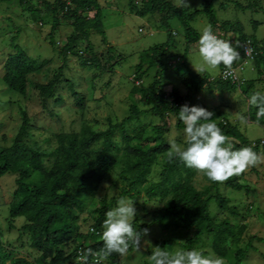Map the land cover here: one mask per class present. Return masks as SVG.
<instances>
[{"label":"trees","instance_id":"1","mask_svg":"<svg viewBox=\"0 0 264 264\" xmlns=\"http://www.w3.org/2000/svg\"><path fill=\"white\" fill-rule=\"evenodd\" d=\"M2 2L16 6L27 22L41 26L51 22L47 37L61 64L55 63L56 56L35 55L21 44L19 36L23 27L15 22L16 31H10L7 38L1 39L4 48L0 49V56L4 60L0 80L9 93L15 92L21 97L17 101L21 119L12 137L4 133L3 143H0V179L7 173L15 174V189L11 199L3 204L7 209L5 221L9 229H16L18 247L28 246L29 249L26 254L17 252L14 243L3 240L4 230L0 229V264H77L81 250L102 247L105 214L116 207L122 197L133 199L142 211L132 221L137 231L155 224L163 232L179 231L187 236L179 241L184 250L215 254L228 264H245L250 248H255L254 242H264V236L249 233L248 225L240 223L244 213L237 210L238 206L232 204V198L222 189L249 193L251 185L242 180L243 174L223 183L211 182L205 176L199 180L200 175L178 160L169 161L167 134L171 129V115L178 116L185 104L206 106L198 98H193L191 103V95L183 94L178 88L169 93L165 89L164 74L167 70L177 73L181 82L194 93L214 88L222 93L241 89L246 99L256 91L264 93V39L260 41L256 35L261 21L254 20L249 32L238 19L222 20L218 14V8L227 7L229 2L244 13H264V0H203V6L194 10L178 7L172 0H128L130 11L159 22L167 39L141 53L131 89L132 94L139 93V100L131 94L123 117L115 119L109 112L103 128L98 127L99 120L92 123L86 115L90 107L88 97L98 100L109 96L108 90L116 81V66L123 57L113 44H109L104 53L100 52L93 37L99 35L107 43L105 0H0ZM198 16L205 17L213 29L232 31L233 36L228 37L233 40L230 43L235 45L239 41L242 45L237 49L241 59L233 65L239 69L237 80L202 75L185 63L190 45L198 42L201 35L193 25ZM8 20L14 19L8 16ZM262 20L264 22V17ZM65 22L72 30L60 45L56 32ZM176 22L184 29L182 53L176 52L177 41L173 36ZM246 41L253 46L252 58L245 56L242 43ZM71 57L77 58L79 67L91 72L90 89L84 93L78 89L81 75L67 71ZM250 61L257 76L240 77L239 71ZM179 62L187 68L180 70L175 65ZM153 68L156 71L151 84H143V77ZM66 88L75 104L69 107L76 117L70 126L62 119L61 110L55 107L67 100L61 93ZM22 100L28 103L23 104ZM34 103L41 105L50 125L38 122L35 111L30 112ZM256 111L249 106L248 115L264 125V118L256 120ZM146 117L151 119L146 121ZM152 117L159 121L153 123ZM77 121L79 126L74 125ZM214 121L230 137L234 149L247 146L258 154L264 153V137L248 138L238 124L227 121L226 117ZM176 126L184 128L179 116ZM176 140L185 146L184 140ZM251 168L257 175L263 172L259 165ZM109 191L117 193L109 194ZM142 193L145 200L139 203ZM147 203L159 205L151 210ZM90 205L94 207L90 209ZM252 206L253 203H248L249 209ZM144 217H151V221L141 222ZM18 218H23L20 225L16 224ZM142 240L143 236L141 243ZM159 246L166 248L165 241H159ZM135 249V246L130 247L128 253ZM123 257L114 253L103 264H121ZM145 263L149 264L148 260Z\"/></svg>","mask_w":264,"mask_h":264},{"label":"rangeland","instance_id":"2","mask_svg":"<svg viewBox=\"0 0 264 264\" xmlns=\"http://www.w3.org/2000/svg\"><path fill=\"white\" fill-rule=\"evenodd\" d=\"M176 5H178L179 0H172ZM105 9H104V25L107 34V43H104L102 37L99 35H94L95 43L97 44V48L101 52L106 51V47L110 44H113L114 47L118 50L119 53L123 54V57L119 59V64L116 66L117 74L114 76L116 79L113 86L108 90L109 96L105 97V99H94L88 97L89 101V110L86 112L88 119L94 123L95 119L99 120L100 128L106 126V117L109 112L112 113V117L115 119H121L125 114V110L128 109L130 101L129 97L132 94V77L136 67V64L141 59V53L144 50L149 49V47L162 43L167 39V33L163 29L160 28L159 22L156 20H152L150 16H139L132 13L129 9L128 0H105ZM115 4H112V3ZM189 7L191 9L199 8L203 6V0H188ZM219 17L222 20H236L238 19L243 25L244 28L251 32L253 27L254 20H260L261 23L258 25L256 30L257 38L262 41L264 39V22H262V17H264V13L254 12V13H244L242 10H237L232 2L227 4V7L218 8ZM93 15V12L90 13ZM8 16H12L14 20L9 22ZM25 15L21 16L20 10L16 8V6H8L6 2L0 3V49L2 47V38H7L10 34V31H16L13 28V22L15 24L21 25L23 27V32L19 36V42L23 44L31 53L42 57H54L57 55V52L53 49L51 44L49 43V38L47 37L50 23L46 25L35 24L32 21L27 22L24 19ZM157 19V18H156ZM52 18H49L51 21ZM26 25V26H25ZM193 25L197 30L202 33V30L209 26L207 19L203 16H198ZM143 30H140V29ZM212 28V27H211ZM72 27L65 23H62L57 32L56 37L57 41L62 45L66 40L65 37L71 32ZM213 33L216 34H224L225 37H232L233 32L230 31L225 33L222 28H212ZM173 36L176 42V52L182 53L185 49V40H184V29L176 22L173 25ZM223 36V35H222ZM233 42V40H230ZM181 59V58H180ZM3 57L0 56V75L3 73L2 63ZM55 63L61 64V59L59 56H56ZM77 58L71 57L68 61L69 69L67 70L70 73H78L81 75V80L79 82L78 89L84 93V91L89 87V77H91V72L84 67H79L77 65ZM181 61V60H180ZM189 68L198 73L195 68L198 67L202 60L198 53V42L191 44L189 52L187 54L186 62ZM177 67L180 70L186 69L187 65L183 62L176 63ZM147 65L143 66L144 68ZM254 64L252 62H248L244 65L243 69L239 71L240 77L250 78L253 76H257V72L253 69ZM85 69V70H84ZM155 69H150L148 74L143 77V84L150 85L153 76L155 74ZM220 72V67L217 69H209L200 74L202 75H210L212 78L218 77ZM109 75V74H108ZM119 75V76H118ZM107 76V75H106ZM262 77V75H261ZM41 78V77H39ZM107 78V77H106ZM164 82L165 89L172 93L175 88H178L183 94H190L191 103H193V98H198L201 100L206 109L212 111L214 113V120L227 118V121L238 124L242 131L248 138H262L264 137V125H261L255 122L249 115V105L247 103V99L244 94H242L241 89H237L234 91L228 92H220L218 89L214 88L209 91L205 89L200 93L191 92L179 79L177 73L167 70L164 74ZM62 94L66 95L65 103L55 105L57 109L61 110V117L66 122L67 126H70L73 119H75V115H73V110H69V107L75 106L73 97H70V92L67 90H63ZM15 92H8L6 87L0 80V143H3L1 140L2 135L7 133L8 137H12L15 132L17 123H19L21 119V113L19 106L17 105V101L21 98ZM139 100V93L132 94ZM98 97V96H96ZM95 97V98H96ZM23 104H27L28 101L22 100ZM36 113V119L39 122L45 123V125H50V120H46L47 115L42 110L41 105L39 103H34L31 105L30 112ZM34 114V113H33ZM72 114V115H71ZM244 115L247 118V124H241L239 120V116ZM151 118L146 117L145 120H150ZM62 120V121H63ZM153 123H157L159 120L155 117H152ZM150 122V121H148ZM178 122V116L176 114H172L170 117L171 129L169 130V139L181 138L184 140L183 129L177 128L176 123ZM75 126H79L80 123L77 121ZM177 144L183 146V143H179L176 140ZM264 156V153L260 154ZM260 169L263 171L258 175L252 171L250 167L245 173H243V181L249 182L251 185L250 192L248 193L246 190H235L234 192L230 191L229 188L222 189L229 197L232 198V204L238 206V211H242L244 214L241 218L240 223H246L248 225V231L251 234H258L260 236H264V163L259 164ZM203 175L199 176V180H201ZM15 174L7 173L0 179V229L4 230L3 240L5 242H12L16 245L15 249H17L19 253L26 254L29 247L26 248L18 247L19 242L17 241V231L16 229H9L7 222L5 221V217L7 215L6 206L3 205L5 200L11 199L12 191L15 189ZM116 191H109V194H115ZM102 196L99 195V197ZM128 198V197H126ZM130 199V198H128ZM133 201V199H130ZM145 200L144 193L141 194L139 198V203ZM4 201V202H3ZM149 203V202H148ZM148 209H154L159 205L158 204H148ZM248 203H253L251 209L248 208ZM2 205V206H1ZM137 214L141 215V209L136 206ZM214 206V203H212ZM94 206L90 205V209ZM89 212L86 211L85 215ZM224 215V213H222ZM234 217V216H233ZM23 218L17 219V225H20ZM151 217L142 218L141 222H150ZM88 225H86L85 229H87ZM148 234L143 236V240L141 243V248L138 251L135 249L132 253H128L121 260V264H146L145 260H148V257L151 253L149 251L152 250V247L159 246V241H165V246L167 250H175V249H183L179 245V241H184L187 237L186 235L181 234L179 231H167L163 232L160 230L157 225L147 226ZM145 229V228H144ZM255 248L251 247L247 257L244 260L245 264H264V242L255 241ZM10 245H7V247ZM225 264H228L226 260H224Z\"/></svg>","mask_w":264,"mask_h":264},{"label":"clouds","instance_id":"3","mask_svg":"<svg viewBox=\"0 0 264 264\" xmlns=\"http://www.w3.org/2000/svg\"><path fill=\"white\" fill-rule=\"evenodd\" d=\"M177 6L189 7L188 0H179ZM239 47H242L239 41L233 45L230 40L219 39L210 25L205 27L198 40V53L202 63L195 70L202 73L223 65L224 77L233 76V65L241 59L237 51ZM244 52L245 56L251 55V50L247 47H244ZM247 103L257 109L255 113L257 121L264 118V93L260 91L252 93L247 98ZM178 116L184 125L185 146L177 144L174 138L169 139L167 157L170 162L178 160L198 175L218 183L240 176L250 167L264 163V156L255 152L252 147L234 149L230 137L225 135L213 120L212 111L185 104L181 106ZM239 120L241 124L248 122L244 115H240ZM136 215L134 201L126 197L118 199L116 207L105 214L101 233L102 247L99 250L92 248L81 250L77 264H103L114 253L122 257L126 256L132 246L139 251L142 236L148 234V229L137 231L133 227L132 221ZM148 262L149 264H225L224 259L215 254L205 255L196 249L167 250L160 246L152 247Z\"/></svg>","mask_w":264,"mask_h":264},{"label":"built area","instance_id":"4","mask_svg":"<svg viewBox=\"0 0 264 264\" xmlns=\"http://www.w3.org/2000/svg\"><path fill=\"white\" fill-rule=\"evenodd\" d=\"M216 36L219 39H223V40H228L229 39L228 37H225V35L222 34V33L216 34ZM242 44L244 45V47H247V48H249L251 50V55L246 56V57L247 58H252L254 56V49H253V46H252L251 42L250 41H246V42H243ZM224 71H225V69L223 68L222 71H221V76H222L223 79L232 78L234 81L238 79V77H237L238 67H234L233 66V76H229L228 78L224 77V75H223Z\"/></svg>","mask_w":264,"mask_h":264}]
</instances>
